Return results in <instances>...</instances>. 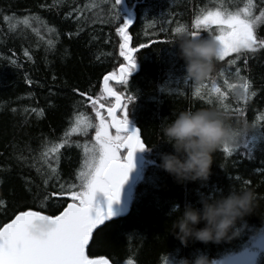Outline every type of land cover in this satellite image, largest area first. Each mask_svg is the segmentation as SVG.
<instances>
[{"label":"trees","instance_id":"trees-1","mask_svg":"<svg viewBox=\"0 0 264 264\" xmlns=\"http://www.w3.org/2000/svg\"><path fill=\"white\" fill-rule=\"evenodd\" d=\"M244 3L121 0L116 16L114 0H0V200L4 201L0 227L21 210L58 215L70 202L68 196L52 193L79 185L84 147L94 143L95 128L83 134L70 129L80 115L96 123L84 96L99 97L105 106L115 102L102 93L101 86L108 73L118 74L125 63L116 28L128 19L132 22L127 29L129 46L148 47L134 54L136 70L127 84L113 79L108 86L122 93V99L134 96L126 116L128 126L139 129L145 141L142 166L127 190L128 212L98 227L86 254L103 255L110 264H180L183 260L190 264L197 255L220 264L226 255L247 248L254 256L251 264H264V250L253 252L249 240L264 229V49L216 59L209 77L194 82L184 77V62L175 45L178 33L172 31L183 26L189 33L196 15L215 8L236 10ZM253 4L254 16L259 15L264 0ZM199 31L198 39L210 37L208 30ZM256 34L264 38V22H258ZM230 59L235 63L228 64ZM243 80L249 83L247 99H240ZM225 81L236 85V90ZM213 84L225 93L222 101L216 94L209 95ZM198 86L206 99L192 95ZM185 109H213L223 114L239 137H255L249 143L252 158L247 150L240 156L243 149L225 155L220 146L212 153L206 181L177 183L159 167L160 155L171 153L172 148L160 141L158 126ZM57 143L61 144L58 152L46 155ZM229 189L251 190L254 195L251 212L237 222L234 237L218 244L189 241L182 245L169 234L171 221L185 205L199 208L202 199L227 195ZM95 201L100 208L106 203L99 192ZM174 205L179 206L175 213Z\"/></svg>","mask_w":264,"mask_h":264},{"label":"snow or ice","instance_id":"snow-or-ice-1","mask_svg":"<svg viewBox=\"0 0 264 264\" xmlns=\"http://www.w3.org/2000/svg\"><path fill=\"white\" fill-rule=\"evenodd\" d=\"M120 2L121 0H114L113 8L116 9V16L119 15L117 6ZM254 7L253 0H245L243 7L236 10L215 8L202 12L191 21L194 30L189 34L192 38L198 39L200 29L208 30V34L218 43L217 59L219 60H223L230 53L239 54L242 50L255 52L256 49H264V38L256 34L258 22H264V8L260 9L259 15L254 16ZM28 19L27 16L23 17V23L27 24ZM131 24L130 20L124 19L116 28V33L120 36V56L125 63L120 65L118 74L108 73L101 86L102 93L114 97L115 102L105 106L99 102V97L88 96L96 123L93 125L87 117L80 115L71 126L70 132L82 134L94 127L95 135L92 137L94 143L90 147L86 143L84 147L81 170L77 173L79 185L69 184L68 191L52 193L53 196L66 195L70 198V202L58 215L44 214L42 211L29 208L19 211L10 222L4 223L0 227V264H110V260L103 255L90 257L86 254V247L89 245L93 230L113 215L110 205L113 201L119 200L121 186L133 167V153L145 148L141 131L136 128L128 130L126 110L129 102L134 100V96L128 95L122 99V93L108 86L109 79L127 84L129 75L136 67L134 54L139 49L148 47L143 43L138 48L129 46L127 29ZM172 31L180 33L185 29L181 26L173 28ZM234 63V60L228 61L230 65ZM236 72L239 73L240 69L237 68ZM225 83L229 89L236 90V85L227 81ZM239 87L243 89L240 99H247L248 81L243 80ZM212 94H216L221 101L225 97V93L215 84L209 90V95ZM192 95L206 99L202 96V87L199 86ZM102 109L106 111L107 117L102 114ZM110 130H114V134ZM253 139L255 137L248 135L242 138L238 136L235 145H222V151L225 155H229L237 152L238 149H243L238 154L245 156L247 150V156L251 159L249 143ZM60 147L61 144L57 143L45 154H55ZM77 187L79 190H74ZM98 192L105 197L109 206L106 210H101L98 204H94V196ZM3 203L4 201L0 200V205ZM38 222L45 223L47 227L38 229ZM249 240H254L256 244L264 247V235L258 231H255ZM252 255L245 248L238 255H226L220 264H251ZM212 264L217 262L212 261Z\"/></svg>","mask_w":264,"mask_h":264},{"label":"clouds","instance_id":"clouds-1","mask_svg":"<svg viewBox=\"0 0 264 264\" xmlns=\"http://www.w3.org/2000/svg\"><path fill=\"white\" fill-rule=\"evenodd\" d=\"M177 55L184 62V77L200 82L209 77L218 56V43L210 37L194 39L180 32L175 42ZM159 139L170 144L171 153H162L159 167L177 183L200 181L209 176L212 153L222 145L233 146L239 133L228 126L223 114L213 109H185L158 126ZM251 190L229 189L227 195L202 199L200 207L185 205L169 225V234L182 245L189 241L218 244L236 235L237 222L252 209ZM174 205L172 212L178 210ZM38 229L47 227L38 222ZM180 264H189L183 260ZM190 264H212L206 256L197 255Z\"/></svg>","mask_w":264,"mask_h":264},{"label":"water","instance_id":"water-1","mask_svg":"<svg viewBox=\"0 0 264 264\" xmlns=\"http://www.w3.org/2000/svg\"><path fill=\"white\" fill-rule=\"evenodd\" d=\"M136 70V69H135ZM134 70V71H135ZM131 75V74H130ZM109 80H112V79H109ZM104 83V81H103ZM106 95V94H105ZM107 96V95H106ZM86 99L88 96H84ZM109 98H112L114 99V97H110V96H107ZM88 100V99H87ZM89 101V100H88ZM90 103V102H89ZM91 104V103H90ZM119 111V110H118ZM133 128L132 127H129L128 126V130L131 131ZM144 149L141 151V155H140V162L138 161L135 162L134 164V167L135 169H132L131 173L128 174V177L127 178L128 180V183H124L122 186H121V190H123L122 192L120 191V197H119V200L118 202L117 201H113L112 204L110 205V210L111 212L113 213V215L107 219V220H110V219H114V218H117V217H120V216H123L125 215L127 212H128V209H129V196L127 194V190L136 182L137 178H138V174L140 172V168L142 166V153H143ZM134 155H136V152H134ZM137 157V156H135ZM137 161V160H136ZM124 186V187H123ZM126 201H127V204H126ZM109 206L107 205V202L105 203V205L103 207H101V210H106ZM106 220V221H107ZM102 225V224H101ZM101 225H98V227H100ZM96 228V229H97ZM94 229L93 232L96 230ZM91 239V238H90ZM252 261V260H251Z\"/></svg>","mask_w":264,"mask_h":264},{"label":"rangeland","instance_id":"rangeland-1","mask_svg":"<svg viewBox=\"0 0 264 264\" xmlns=\"http://www.w3.org/2000/svg\"><path fill=\"white\" fill-rule=\"evenodd\" d=\"M213 27H214V26H213ZM109 81H113V79H112V80H109ZM114 82H117V83H118L117 80H115ZM141 151H142V150H138V151H136V155H135V156H137V157H136V160H137L136 162H137V163H138V161L140 162ZM96 195H97V193L95 194L94 198H96ZM96 202H97V201H95L94 204H95ZM126 204H127V201H126ZM260 234H261V235H264V229L260 232ZM251 249H252L253 252H255V251H262V250H264V247L260 246L259 244H256L255 241L253 240V242H252V244H251ZM252 254H253V253H252ZM252 258H254L253 255H252Z\"/></svg>","mask_w":264,"mask_h":264},{"label":"bare ground","instance_id":"bare-ground-1","mask_svg":"<svg viewBox=\"0 0 264 264\" xmlns=\"http://www.w3.org/2000/svg\"><path fill=\"white\" fill-rule=\"evenodd\" d=\"M135 162H136V157H135V155H134V153H133V167H132V169H135V167H134V164H135ZM132 169L130 170V172H129V174L131 173V171H132ZM129 178V177H128ZM128 180V179H127ZM125 181L126 183H128V181ZM124 187V186H123ZM123 190H121V192H122Z\"/></svg>","mask_w":264,"mask_h":264}]
</instances>
